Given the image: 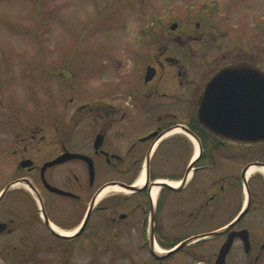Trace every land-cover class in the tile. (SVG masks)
I'll list each match as a JSON object with an SVG mask.
<instances>
[{
  "label": "flooded vegetation",
  "instance_id": "flooded-vegetation-1",
  "mask_svg": "<svg viewBox=\"0 0 264 264\" xmlns=\"http://www.w3.org/2000/svg\"><path fill=\"white\" fill-rule=\"evenodd\" d=\"M205 6L187 17L194 29L168 21L164 30H147L140 63L119 80L121 89L76 103L68 117L30 121L23 133L0 94V264L35 263L37 253L53 249L52 238L67 250L66 240L83 237L99 211L110 228L139 232L140 250L156 264L177 254L192 264H264V140L234 143L198 119L200 97L220 69L248 60L264 71V29L258 41L230 37ZM176 46L209 56L211 72L197 80L195 57L170 53ZM6 120L14 121L7 138ZM245 154L252 155L236 169H211L218 155L238 162ZM161 155H177L178 168L163 169ZM120 185L125 193L100 197ZM202 223L209 227L190 230ZM164 249L174 252L161 259Z\"/></svg>",
  "mask_w": 264,
  "mask_h": 264
},
{
  "label": "rangeland",
  "instance_id": "rangeland-1",
  "mask_svg": "<svg viewBox=\"0 0 264 264\" xmlns=\"http://www.w3.org/2000/svg\"><path fill=\"white\" fill-rule=\"evenodd\" d=\"M204 4L217 5L212 18L230 37L238 33L246 42L258 41L257 29H264V0H0V94L5 112L16 111L13 117L19 119L23 132L30 121L44 124L48 118L68 117L76 103L111 87L118 91L119 80L130 73L131 65L140 63L146 31L164 30L174 20L194 29L195 20L189 18ZM243 40L238 43L247 46ZM187 48L176 46L170 53L193 55ZM193 56L199 80L213 63L209 56L206 60L201 54ZM12 125L8 121L4 125L6 138ZM251 155L238 162L218 155L211 169H236ZM158 161L163 169L179 166L177 155H161ZM197 225L190 230L209 227ZM109 226L101 221L99 211L83 237L66 240L67 250L52 238L53 249L37 253L35 263L21 264H156L140 250L139 232L131 234L125 225L122 229ZM38 232L51 238L42 226ZM177 255L163 264H192Z\"/></svg>",
  "mask_w": 264,
  "mask_h": 264
},
{
  "label": "water",
  "instance_id": "water-1",
  "mask_svg": "<svg viewBox=\"0 0 264 264\" xmlns=\"http://www.w3.org/2000/svg\"><path fill=\"white\" fill-rule=\"evenodd\" d=\"M177 26V22L171 24L172 29H176ZM263 117L264 71L248 60H240L220 69L208 81L200 97L198 111L200 124L210 134L234 143L251 145L264 140ZM250 167L251 165L246 169ZM120 186L127 188L125 185ZM89 215L90 213L80 231L74 235L85 230ZM229 248L230 243H226L221 249L219 259L223 260ZM166 256L162 255L161 258Z\"/></svg>",
  "mask_w": 264,
  "mask_h": 264
},
{
  "label": "bare ground",
  "instance_id": "bare-ground-1",
  "mask_svg": "<svg viewBox=\"0 0 264 264\" xmlns=\"http://www.w3.org/2000/svg\"><path fill=\"white\" fill-rule=\"evenodd\" d=\"M193 139V141L196 143V145H197V151H196V154H195V156H198V153H199V149H198V142L194 139V138H192ZM249 169H256V166L255 165H253V166H251ZM174 184L175 185H178L179 184V182L178 181H175L174 182ZM110 191H125L123 188H121V187H119V186H108V187H106L104 190H103V192L101 193V195H100V197H103L105 194H107L108 192H110ZM157 192V189H155L154 190V194ZM99 197V198H100ZM74 232V231H73ZM73 232H70V233H68V235H71V234H73ZM161 251V250H160Z\"/></svg>",
  "mask_w": 264,
  "mask_h": 264
},
{
  "label": "trees",
  "instance_id": "trees-1",
  "mask_svg": "<svg viewBox=\"0 0 264 264\" xmlns=\"http://www.w3.org/2000/svg\"><path fill=\"white\" fill-rule=\"evenodd\" d=\"M210 11H212V13H216L218 11L217 9V5L216 4H209L206 6ZM39 264H44V263H40V261H38Z\"/></svg>",
  "mask_w": 264,
  "mask_h": 264
}]
</instances>
